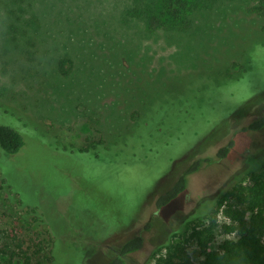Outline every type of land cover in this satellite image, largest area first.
<instances>
[{"label": "rangeland", "instance_id": "1", "mask_svg": "<svg viewBox=\"0 0 264 264\" xmlns=\"http://www.w3.org/2000/svg\"><path fill=\"white\" fill-rule=\"evenodd\" d=\"M250 4L221 0L174 34L126 23L123 0H0V32L25 48L0 42V122L27 138L20 153L0 157V241L19 237L32 252L45 245L32 264H52L46 227L22 200L48 222L76 225L58 237L54 264H106L139 235L145 245L128 264H153L170 241L201 264L190 223L211 225L219 196L264 163V128H249L264 118V19ZM64 57L69 75L59 70ZM92 142L98 148L82 151ZM208 158L158 210V196ZM228 222L219 216L209 252L235 238L221 228Z\"/></svg>", "mask_w": 264, "mask_h": 264}, {"label": "trees", "instance_id": "2", "mask_svg": "<svg viewBox=\"0 0 264 264\" xmlns=\"http://www.w3.org/2000/svg\"><path fill=\"white\" fill-rule=\"evenodd\" d=\"M220 1L123 0L122 14L126 23L136 21L150 33L160 31L187 34L194 29L199 16L213 10ZM250 2L249 12L264 19V0H250ZM4 26H6V21ZM262 30L264 32V22ZM14 33L0 32V42H4L7 48L12 47L14 50L20 51L21 49L24 51V46L20 45V40L17 39L18 36ZM9 35L11 37H8ZM29 42H31L32 46H36L33 41L30 40ZM72 65L73 61L71 58H62L59 61L60 73L69 75ZM249 128L253 130L263 129L264 118L252 123ZM26 144L27 138L22 131L14 126L0 122V157L3 153L8 155L18 154ZM233 145V143H230L221 148L217 155L219 159L226 158ZM98 146L97 142H92L82 151L88 152L98 148ZM211 161V158L196 161L178 178L174 185L161 193L156 201L158 210L177 199L187 189L189 176L199 171L203 167L204 162ZM1 172L2 170L0 169V174ZM2 182L3 185H7L4 174ZM16 195L18 196V194ZM19 203L32 213L34 225L46 227L44 234L47 235V244L50 245V255L48 254L47 260L54 264L57 239L63 236L62 233L65 234L68 231L75 234L77 230L74 229V226L76 225H71L65 219L63 221H54L52 219L48 222L45 219V213L41 209L25 206L22 200H19ZM50 214L54 216L56 211L54 210L53 214ZM220 215L229 220L228 223L221 225L223 232L235 236V238L223 242L220 245V251L209 252L210 244L215 239L214 230L220 226ZM210 217L212 224L209 226L199 225L200 219L190 223L195 225L190 238L197 243L203 255H205V259L201 264H264V163L258 170H254L249 174L247 183L238 182L227 188L217 199ZM150 227L151 225L149 224L147 229ZM0 234H2L1 230ZM178 234L176 233V235ZM80 237L79 235V239H81ZM8 239H11V242H16V247L19 251L11 249L9 240L0 241V264H15L14 261L17 257L25 259L26 264H32L34 258L38 260L47 249L45 245L40 244L36 245L35 251L32 252L30 247H24L25 242L23 239L19 237ZM144 245L145 238L142 235L131 238L123 244L115 257L106 264H128V257L142 250ZM152 259L154 260L153 264H196L189 252L188 245L175 241H170L157 248L152 254ZM37 264L42 263L37 261Z\"/></svg>", "mask_w": 264, "mask_h": 264}]
</instances>
